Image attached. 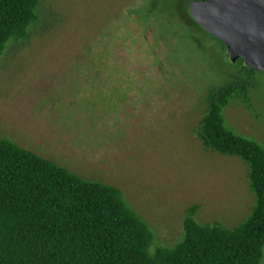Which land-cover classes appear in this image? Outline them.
Returning <instances> with one entry per match:
<instances>
[{
  "label": "rangeland",
  "instance_id": "1",
  "mask_svg": "<svg viewBox=\"0 0 264 264\" xmlns=\"http://www.w3.org/2000/svg\"><path fill=\"white\" fill-rule=\"evenodd\" d=\"M186 3L44 0L26 41L0 55V137L119 188L165 248L184 240L188 217L234 228L255 203L247 165L197 136L209 94L244 79V65ZM255 78V113L234 100L224 115L264 146V74Z\"/></svg>",
  "mask_w": 264,
  "mask_h": 264
},
{
  "label": "trees",
  "instance_id": "2",
  "mask_svg": "<svg viewBox=\"0 0 264 264\" xmlns=\"http://www.w3.org/2000/svg\"><path fill=\"white\" fill-rule=\"evenodd\" d=\"M43 1L0 0V55L9 41H26ZM238 62L244 79L209 94L197 136L206 150L247 165L255 203L244 222L201 226L191 216L184 240L161 247L119 188L83 179L0 137V264H262L264 146L236 133L224 115L234 100L255 113L260 72Z\"/></svg>",
  "mask_w": 264,
  "mask_h": 264
},
{
  "label": "water",
  "instance_id": "3",
  "mask_svg": "<svg viewBox=\"0 0 264 264\" xmlns=\"http://www.w3.org/2000/svg\"><path fill=\"white\" fill-rule=\"evenodd\" d=\"M192 20L220 41L231 63L264 74V0H192Z\"/></svg>",
  "mask_w": 264,
  "mask_h": 264
}]
</instances>
